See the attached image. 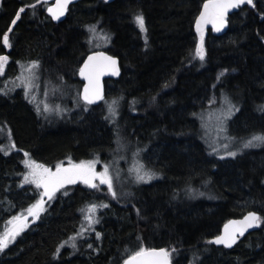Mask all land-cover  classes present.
I'll return each mask as SVG.
<instances>
[{"label": "trees", "instance_id": "16d2710c", "mask_svg": "<svg viewBox=\"0 0 264 264\" xmlns=\"http://www.w3.org/2000/svg\"><path fill=\"white\" fill-rule=\"evenodd\" d=\"M203 3L85 0L54 24L42 2L0 0V55L9 57L0 76V146L7 133L15 144V153L0 151V233L6 220L37 198L36 189L22 180L24 152L49 167L69 159L106 161L122 134L144 150L146 166L162 174L127 194L118 191V199L105 189L71 186L3 251L0 264H122L140 247L167 249L171 264H264V148L235 158L211 155L197 119L212 99L225 95L239 108L228 121L229 135L238 141L264 134L259 110L264 105V0L229 15L222 35L206 30L201 61L195 56V20ZM32 4L35 9L28 8L13 26L17 11ZM138 14L146 31L135 21ZM9 27L11 48L2 43ZM95 50L119 60L121 75L105 82L106 96L118 101L115 117L99 108L101 101L65 115L55 126L54 118L37 111L14 82L21 63L37 61L63 94L71 88L78 95V69ZM199 191L207 197L194 193ZM90 203L109 207L100 210V222L88 238L75 241L74 250L64 242L76 236L80 213ZM248 211L262 217L255 232L230 250L208 243L227 220Z\"/></svg>", "mask_w": 264, "mask_h": 264}, {"label": "snow or ice", "instance_id": "6c2138e0", "mask_svg": "<svg viewBox=\"0 0 264 264\" xmlns=\"http://www.w3.org/2000/svg\"><path fill=\"white\" fill-rule=\"evenodd\" d=\"M41 0H36V3H40ZM73 2V0H56L54 7L48 8L53 20H59L61 16L68 11V6ZM242 4H248L252 7L256 5L253 3V0H204L202 10L195 20L196 33L198 35V42L196 44L195 56L198 57L201 61L205 59V47H204V28L206 25L211 24L212 29L216 32H220L228 24V12L230 9L240 8ZM35 4L22 6L16 13V17L12 20V25L14 26L18 19H20L21 14L24 13L28 8L35 9ZM135 21L138 24L140 30L146 31L145 20L142 14H138L135 17ZM13 31L12 27H9L7 32L4 33L2 37V43L4 46L11 48L12 44L10 41V35ZM89 31L95 33V26H91ZM107 39V37H105ZM91 42V41H90ZM9 57L7 55H0V73L3 71L4 64L8 61ZM39 66L37 61L31 62L28 66L27 71L29 75L21 78V82L25 89L26 97L29 95V90L35 87H38L34 83L38 77L34 73V69ZM110 73L111 75H118L119 69L117 67V60L109 55H106L104 52H94L91 55H88L87 58L83 61V64L79 68L80 76L86 81L83 88V93L81 98L86 105H91L97 100L103 99L102 89L100 85V77ZM222 72L220 76H223ZM219 79V77H218ZM168 85L166 84L165 87ZM3 94H7L6 92ZM155 99V97L153 98ZM224 108L221 112L220 122L223 127L225 121H227L235 111L238 109L231 103V101L224 97L223 99ZM117 101H113L108 105V111L111 117L117 115L116 110ZM261 112H264V105L259 107ZM39 111V109H37ZM44 111H49V107L46 104ZM107 118V117H106ZM203 119V117H201ZM9 135H11L9 133ZM259 145H264V134L254 135L251 139L243 142V148H251ZM12 148H15V144L11 145ZM224 148L227 150L228 145H224ZM0 151H3L5 155L8 152L0 146ZM213 152H216L215 147L212 148ZM227 156L235 157L237 152L227 150ZM23 164L28 170L23 174V183L34 184L37 189H42L40 198L31 206L27 208V216L18 215L12 218L8 223L12 226L8 228L3 234H0V252H3L8 248L9 244L16 240L17 236L24 231L27 227L28 216L33 217L34 219H40L41 213L44 212L45 204L47 201H51L56 197V193L61 189H64L66 185L76 184L78 181L87 185L91 189H98L99 185H107L108 193L113 199H118V194L114 190L113 180L109 174V167L105 165L104 170L101 172L96 171V164L98 161H80L79 163H74L71 159L67 166L63 163H57L55 169L53 170L50 167L45 166L44 164L37 163L35 160L30 158L28 152H24ZM221 159L224 157L221 156ZM156 177V173L151 169H147L145 166L140 165L135 169V182L136 183H148ZM97 181L99 184H97ZM67 195V191L64 192ZM47 198V201L45 200ZM107 208L108 204L101 203L89 204L87 208V215H85V220L88 222L89 228L92 225L98 224L99 219L95 218L96 209ZM139 209H137V214L139 215ZM262 221V217L259 216L256 212H249L243 220H232L229 221L224 226V232L222 235L216 236L213 240L208 241V243H213L217 245H223L226 248H231L236 244L239 237L244 236L245 232L253 228L254 226H259ZM84 229H81L80 233H77V236L83 233ZM100 233L97 232V238L100 237ZM76 237H70L68 241H65V244L70 243V246L75 250ZM60 247H63L61 245ZM89 248L92 247L91 244L88 245ZM173 252L176 249H172ZM60 253V248L56 249V252L53 254L54 258ZM123 264H170V253L165 248H146L140 247L139 250L134 251L131 255L123 261Z\"/></svg>", "mask_w": 264, "mask_h": 264}, {"label": "rangeland", "instance_id": "374dc122", "mask_svg": "<svg viewBox=\"0 0 264 264\" xmlns=\"http://www.w3.org/2000/svg\"><path fill=\"white\" fill-rule=\"evenodd\" d=\"M94 48H98V46H94ZM6 63L4 64L3 71H2V73H0V76L3 75ZM30 64L31 63H21L18 66V72H17L16 78L14 80L16 85L21 87L24 90V93H25V89H24V86L21 82V78L29 75L27 68ZM33 71H34L35 75L38 77V79H36L34 81V83L36 85H38V87H35V88L29 90V95L26 97L27 101L32 102V104L35 106V108L39 109L40 113L45 112L44 107L47 104L49 107V111H47L46 114H48L49 116H52L54 118L53 122H54L55 126H59L60 124L64 123V120H65V117L67 116V114H70L72 112L77 113L79 110L87 111L90 109V107H89L90 105H86L85 102L83 101V99L81 98V96H82V90H81L82 84H81V87H80L81 89L79 90L78 95H76V91L74 93V91H72L71 88H70V92L68 93V95L63 94V90L61 91L59 87L54 86L49 81V79H46V77L42 74L40 65L37 68H35ZM59 80L61 82V79H59ZM43 89H46V90H43ZM62 96H64L68 100L67 99L63 100ZM224 97H227V96L223 95L221 97L220 101L212 99L211 103L208 104V106L204 109V111H202L197 116V119L200 123V127L202 130V136H203L204 143L208 146L210 154L211 155H217L216 153H220V155H223V157H231V156L226 155V151L231 150L232 146H234V145H237V147H234L235 149H237V148L239 149V151H236L237 155L235 157L240 156V155H242V154H244L250 150H258V149L264 148V145H259V146H255V147H251V148H243V146H242L243 142L251 139L252 137L246 138L244 140H238V141L235 140L233 137H231V135H229V132H228L229 131V123H230L228 121L231 117L227 121L224 122L223 127H222L221 122H220V117H221L222 109L224 108V103H223ZM114 100L117 101V99L113 98V96H105L104 99L102 100L103 102L101 103L99 108L102 110L105 109L107 112H109L108 111V105L111 104ZM231 103L234 104L232 101H231ZM117 105H118V101H117ZM117 105H116V107H117ZM201 117H203V119H201ZM53 118H49V120L52 121ZM12 144H14V143L12 141L11 135H9V133H7L6 137L4 139V144L2 145V147L10 154H11V152L15 153V152H13L15 148L11 147ZM224 145H228L227 150L224 148ZM213 147H215L217 149L216 152L212 151ZM143 151H144L143 149H142V151L140 150L138 145H133V144L127 143L126 140H124V138L122 137V134H120L117 136V138L115 140L114 150L110 151L109 156L106 159V161H101L95 157L90 158L88 160H82V161H91V160L98 161L96 164V171L97 172L103 171L105 165H108L109 174L113 180L114 190L116 192L119 191L123 194H127L132 188H136V187L141 186V185L151 184L155 181L160 180L162 177V174H160V172L153 171L156 173V177L154 179H152L151 181H149L148 183H136L135 182V169L137 167H139L140 165H143L147 169H149L143 160V157H142ZM231 151H234V150H231ZM1 152L4 154L3 151H1ZM7 155H9V154H7ZM30 158L33 159L31 156H30ZM24 159H26V157L23 155L22 164H23ZM72 161L74 163L80 162L79 160H77V161L72 160ZM68 162H69V160L68 161H62L59 163H63L65 166H67ZM37 163H39V162H37ZM23 166H24V164H23ZM55 166H53V167L50 166V168H52L54 170ZM47 167H49V166H47ZM27 171L28 170L24 166L23 174L26 173ZM22 180H23V175H22ZM24 184L32 186L34 189H36V191H37V198L35 200V202H36L40 198V194L42 193L43 190L37 189L34 184H30V183H24ZM76 184H81V185L89 188L87 185H85L79 181ZM76 184H73V185H76ZM97 184H99L98 181H97ZM73 185H66L64 189H61L59 192L56 193V197L51 201H47V198L45 197V200L47 201V203L45 204V209L47 208V206H49L51 203H53V201L55 199H57L58 197H64L65 196V194H64L65 190L67 191V194H68L70 192L69 188ZM130 186H131V188H130ZM98 189L99 190L105 189L106 191H108L107 185H99ZM194 193L198 194L200 197H207V195L201 191H199L198 193H196V192H194ZM90 204H94V203H90ZM88 205L89 204L85 205L84 208L82 209L81 213H80L81 219H80L79 229H78L77 233H80L82 228L84 229V231L79 236H77V234H76V236H75L76 242L78 240L88 238L89 234L94 230L95 226L97 225V224H94L91 226V228H89L88 222L85 220V215H87ZM97 205H99V204H97ZM101 209L102 208H100V207H98L96 209V212L94 214L95 218H97V214L100 212ZM26 210H27V208L17 212L13 216H11L8 220H6L4 228L0 234H3L8 228H10L12 226L8 222L10 220H12L13 217L18 216V215L27 216ZM44 212L41 213V216L43 215ZM37 220L38 219H34L33 217L28 216L27 227L24 229V231L32 223L36 222ZM23 232H21V234ZM19 236H17V238ZM70 243L71 242H69L68 244H65V245L70 246ZM11 244H9V246ZM2 253L3 252H0V255ZM190 264H197V263L191 262Z\"/></svg>", "mask_w": 264, "mask_h": 264}, {"label": "water", "instance_id": "95a60500", "mask_svg": "<svg viewBox=\"0 0 264 264\" xmlns=\"http://www.w3.org/2000/svg\"><path fill=\"white\" fill-rule=\"evenodd\" d=\"M81 1H85V0H73V2L68 6V8H69L70 6H72V5H75V4L79 3V2H81ZM105 1L108 2V3H111V2H114L115 0H105ZM41 2H42V3H46V4H48L47 8L45 9V13H46L47 17H49V19L52 21V23H54V24H59V23H62V22L65 20L66 15H67V11L65 12V14H64L63 16L60 17L59 20H53L52 17H51V15H50V13H49L48 10H47L48 8H50V7H54V6H55V4H56V0H41ZM242 5H244V4H242ZM242 5H241V6H242ZM202 6H203V5H202ZM237 9H238V8H236V9H230L229 12H228V16L231 15V14H233ZM201 10H202V7H201ZM201 10H200V11H201ZM199 13H200V12H199ZM226 28H227V25H226V26H225L220 32H216V31H214V30L212 29V25H211V24H208V25L205 26L204 31L210 29V30H212L213 34H215V35H222V34L225 32ZM94 52H104L106 55L112 56V55L108 54V53L105 52V51H101V50H98V51H92V52H90L89 54H87V55L85 56V58L83 59V61L87 58L88 55H91V54L94 53ZM112 57H114V58L117 60V67H118V69H119V74H118V75H111L110 73H106L105 75H103V76L100 77V85H101V89H102V95H103V98H104L105 95H106L105 82H106V81H109V80H111V81H115V80H117V79L119 78V76L121 75V69H120V66H119V60H118V58L115 57V56H112ZM83 61H82L81 65L83 64ZM81 65H80V66H81ZM79 68H80V67H79ZM78 78H79V81H80L81 84H82V93H83V88H84V84L86 83V81L80 76V74H79V69H78ZM101 100H102V99L97 100V101H96L95 103H93L92 105H94V106L98 105V104L101 102ZM249 212H255V211H248V212H246L245 214H243L241 217H238V218H231V219L227 220V221L222 225V227H221L219 233H218L216 236H218V235H222V234H223V232H224V226H225V224H227L229 221H232V220H236V221L243 220V218H244ZM256 213H257V212H256ZM257 214H258V213H257ZM258 215H259V214H258ZM257 228H258V226H254L253 228L248 229V230L245 232L244 236H246V235H248V234H251V233L255 232V231L257 230ZM216 236H215V237H216ZM244 236H242V237H244ZM215 237L211 238L210 241L213 240ZM242 237H239V238L237 239V242H238L239 239H241ZM237 242H236V244H237ZM236 244H234L231 248H226V247H224L223 245H217V244L210 243V245L213 246V247H215V248H223V249H226V250H230V249H232ZM122 264H123V263H122ZM170 264H171V259H170Z\"/></svg>", "mask_w": 264, "mask_h": 264}]
</instances>
